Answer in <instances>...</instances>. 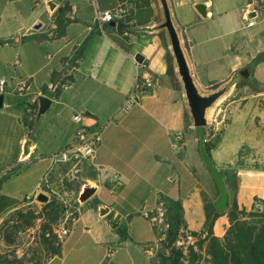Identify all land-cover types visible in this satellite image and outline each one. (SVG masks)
<instances>
[{
  "label": "crops",
  "instance_id": "0c3cea01",
  "mask_svg": "<svg viewBox=\"0 0 264 264\" xmlns=\"http://www.w3.org/2000/svg\"><path fill=\"white\" fill-rule=\"evenodd\" d=\"M62 1L70 22L61 38L51 40L46 38L50 35L48 28L33 31L32 23L35 24L36 19L30 22L25 13L13 7L22 0H0V80L6 81L4 77L10 71L8 66L14 55L13 65L24 67L29 80V83L14 84L6 81L0 88L3 95L0 108H10L9 97L13 94L18 106L21 104L15 116V127L13 117L4 118L0 113V131L4 130L0 138V201L4 205L0 225L7 215L25 204V199L14 202V191L19 184L30 194L43 187L53 192L56 178H62L61 174L68 167L54 165L51 157L73 143L78 125L72 121V116L90 113L85 124L101 127V144L93 167L86 168L79 176L82 179L79 190L90 182L96 184L98 190L94 197L81 204L79 217L71 224L62 243L61 255L44 264H64L62 250L74 226L85 217L88 223L83 226L84 233L89 247L98 250V264H117L118 249L141 237L140 231L133 227L140 218L147 221L154 234L151 243L156 244L160 239L148 213L158 206L159 197L180 201L186 231L201 232L206 221L202 196L205 186L201 180L205 166L199 156L198 134L192 121L185 118L188 109L182 87H173L166 76L168 38L164 30L156 29L163 21L159 0H149L154 17L148 24L133 26L120 35L116 32V22L99 25L96 17L124 0ZM166 1L191 75L202 94L211 92L210 84L219 88L228 85L243 70H247L249 81L264 86V60L256 62L264 53V14L256 16L252 26H248L243 17L248 5L257 8L264 0ZM39 3L40 0H35V4ZM198 3L207 5L206 17L195 10L194 5ZM136 5H141V0L128 1L129 15ZM5 15L12 22L4 34ZM53 25L52 22L50 27ZM113 37L123 39L128 49L119 46ZM4 49L13 55L4 53ZM79 52L81 56L74 58ZM136 54L144 58L141 65L134 60ZM69 60L74 62L71 69L66 66ZM55 73L68 78L62 83L59 78L52 87V90L58 87V97L52 96V90H42V87H50ZM148 76L158 79L159 85L151 93L140 96L130 109L121 111L135 81ZM39 95L53 101L50 109L54 108V121L42 123L40 118L30 130L23 119L30 120L33 107H38ZM222 121L212 125V130L218 132ZM10 125L12 135L6 137ZM231 127L232 124H225L224 131L214 141L216 134L206 128V141L214 143L209 156L221 171L233 170L230 163L237 158V148L245 139L244 123L235 135ZM176 132L183 133L180 147L173 146ZM21 166L27 169L17 170ZM40 166L44 167L41 176L47 175L46 179L35 176L33 168ZM9 171L14 173L5 179ZM236 175L238 182L232 200L238 208L253 210L255 199L264 207V168L240 167ZM101 188L112 194L107 201L97 196ZM42 193L47 194L43 190ZM102 205L108 207L109 212L100 217L98 208ZM110 222L117 223V227L111 228ZM227 228V218H218L213 228L215 237L222 238ZM119 232L126 233L129 239L123 240ZM147 253L151 261L153 254L148 250Z\"/></svg>",
  "mask_w": 264,
  "mask_h": 264
},
{
  "label": "rangeland",
  "instance_id": "374dc122",
  "mask_svg": "<svg viewBox=\"0 0 264 264\" xmlns=\"http://www.w3.org/2000/svg\"><path fill=\"white\" fill-rule=\"evenodd\" d=\"M13 7H18V10H20L22 14L25 13L30 22L35 19V22L40 21L43 24V30L48 28V32H50L53 29L50 27V24L53 22V16H48L41 0L39 4H35V0H22L19 5L16 4ZM11 22L12 20L9 17H6V15L3 17L2 29L4 34L8 29L7 26L10 25ZM33 24L34 23H32V26ZM168 50L171 53L169 43ZM3 51L4 53H8L9 56L13 55V53L7 49H4ZM12 59V64L10 63L11 65L8 66L10 71L4 77L5 80L9 84L22 81L24 83H29L26 69L24 67H17L13 65L16 60L15 55ZM73 65V60H69L66 66L71 69ZM59 75L60 74H58L57 78H61L63 81L68 79L67 76L60 77ZM241 78L243 77L238 75L228 85H226L228 87L227 92L207 111L208 131L216 134V138H214L213 141L217 139V135L221 131H224L223 129L225 124L228 126L232 124L231 133L235 135L236 131H240L241 124L244 123L245 139L243 144L239 145L237 148V158L232 160L230 163L233 170H222V172L226 175V188L229 200H232L234 185L236 183L235 172L237 168L235 165H238L239 167L264 168V92L257 95L253 90L254 87L252 82H242ZM9 101L10 108H6L4 106L3 108H0V113L5 115L3 116L4 118H6L7 115H9V117H13V125L15 127L17 125L15 116L18 111L21 110L19 108L21 104L18 106V99L14 94L9 97ZM6 104L7 103L5 102V105ZM9 121H12V119L9 118ZM41 121L42 123L43 121L53 122L54 108L49 109L45 114H43L41 116ZM218 121H222L221 127L220 124H218V132H215V130H212L214 129L212 125L216 124ZM36 122L37 121H35V123ZM12 128L13 127L10 125L9 135L8 129L6 130V137H10L12 135ZM2 134L4 135V130L3 133L2 130L0 131V138ZM43 168V166L33 168L35 176L42 177V180L47 177L41 176ZM24 169H27V166H21L17 170L24 171ZM13 173L14 172L9 171L5 179L11 177ZM65 173L66 170L63 174H61L62 178H56L57 182L52 186L53 192L49 191L45 187L42 189L47 193L45 195L49 198L48 201L54 200L56 202V206L59 207L58 210L55 208H44V205L47 202L40 203L37 201H25V204L18 210H22L26 213L28 211H32L37 218L32 221L31 226L23 227L22 230L17 233L12 230V226L18 222L16 218H11L13 217L15 211L4 218L3 222L5 223V226L3 231L0 232V255H4V253H13L19 258H24L28 262L27 264H44L49 260L48 252H46V250L40 245L39 237L44 234L43 227L46 228L45 237H48L49 234L50 237L54 236L56 245V243L60 241L57 239L55 231L61 226L70 229L71 222H73L75 214L80 213L81 204L78 202V194L80 191L79 183L82 182V179L79 177L78 180H71L72 178L70 176H66ZM201 180L205 186L206 198L208 200L218 198V195L216 196V194H218L216 185L206 167H204V177H201ZM24 187L25 186L19 184L16 191H14V202L16 204L22 202L25 199V196L33 195V193L30 194V191L26 190ZM97 196L107 201L112 197V194H109L108 191L101 188ZM3 210L4 205L0 201V216L3 214ZM163 212L164 208H162V205H159L148 213L149 218H155L153 223L156 233L162 238H164L162 233L167 229V226L163 224V220L160 221V218H163V215L160 216V214H163ZM87 219L88 218L85 217L74 226L72 233L70 234L68 244L64 247V251L62 250V254L64 253L65 257L64 264H98V260L96 259V252L98 250H96V248L92 249L89 247L90 242L88 236L84 233L85 231L83 226L88 223ZM133 227L134 230L137 228V231H140L141 237L136 239V241H133V243L128 244V246L118 249L116 259L117 264H149L150 262L147 250L149 248L148 245L154 240V234L150 230L148 223L144 220V218L136 220L133 223ZM4 232H8V237L4 234ZM7 238H12L14 240V246L11 248L6 246L5 241ZM65 239H63V241ZM85 252L90 255L85 254ZM201 257L202 261L209 259L207 255V246L203 248ZM78 258L84 262H81ZM76 261L78 262L75 263Z\"/></svg>",
  "mask_w": 264,
  "mask_h": 264
},
{
  "label": "trees",
  "instance_id": "16d2710c",
  "mask_svg": "<svg viewBox=\"0 0 264 264\" xmlns=\"http://www.w3.org/2000/svg\"><path fill=\"white\" fill-rule=\"evenodd\" d=\"M66 10V5L61 0L60 7L53 15L55 28L48 32L50 35H46L47 39H58L65 34V28L70 22L66 16ZM153 17L154 14L150 8L149 0H141V5H136L135 11L132 14L127 16L124 21L116 23V32L120 35L127 32L133 26H145L152 20ZM130 23L131 25H129ZM113 40L122 48L128 49V47L125 46L123 39L113 37ZM167 45L165 44L166 47ZM80 56L81 52L76 53L74 58H78ZM165 59L167 62L166 76L169 78L173 87L180 89L182 86L177 76L173 56L168 49L166 51ZM261 60H264V53L259 55L256 62ZM57 76L58 74H53L50 87H42V90H52V87L59 81ZM241 80L242 82L249 81L248 78H241ZM60 82L62 83L64 81L62 80ZM252 84L254 87L253 90L256 93L264 92L263 85H259L255 82ZM218 88L219 86L214 84H210L208 86V90L210 91L217 90ZM51 94L54 97H58L60 91L57 86L51 91ZM37 109V106L33 107V112L30 114V120L29 118L23 119V123L30 130H32L35 126ZM185 118L187 121H190L188 112L185 114ZM205 139L207 140L206 135ZM213 146V142L210 143L206 141L205 149L208 155ZM235 167L240 168L238 165H235ZM220 172L226 184V175L221 170ZM235 178L236 183L234 185V189L237 187L238 182L236 172ZM217 195L218 194H216V196ZM202 196L206 221L201 232H189L192 236L198 237V241L196 243L197 251H194L191 247H189L187 254H183L181 249L174 246L180 231H186L181 202L159 197L157 205H162V208H164L162 220L163 224L167 226V229L162 233L164 238L161 239L153 226V230L160 240H158L156 244L150 243L148 245V251L153 254L150 264H264V211H257L253 209L249 212L244 209H239L234 200H228L226 211L224 213H219L214 208V201L217 198L208 200L204 193ZM56 205L57 204L54 200H50L44 205V208H55L58 210L59 207ZM224 216L227 218L228 228L222 238H217L214 235L213 228L216 220ZM74 217L73 222L78 219L79 215L75 214ZM11 218H16L19 222L12 226L13 232L17 233L18 231H21L23 227L31 226L32 221L37 218V216L32 211H28L26 213L22 210H17ZM73 222H71V224ZM4 226L5 223L2 222L0 225V232L3 231ZM45 231L46 228L43 227L44 234L39 237L40 245L46 250V252H48L49 259L55 256L59 257L61 255L63 241L57 242L55 245V237H50V234L48 237H45ZM4 234L8 237V232H4ZM119 235L123 240L129 239L126 233L119 232ZM201 235H204V237L201 238ZM5 243L6 246L10 248L14 246V240L12 238H7ZM205 246H207V255L209 259L202 261L201 252ZM27 263L28 262L24 258H19L13 253H4V255H0V264Z\"/></svg>",
  "mask_w": 264,
  "mask_h": 264
},
{
  "label": "water",
  "instance_id": "95a60500",
  "mask_svg": "<svg viewBox=\"0 0 264 264\" xmlns=\"http://www.w3.org/2000/svg\"><path fill=\"white\" fill-rule=\"evenodd\" d=\"M45 10L49 16H53L61 5V0H42ZM162 12L163 21L159 24L156 29L164 30L166 32L168 43L170 46L171 54L173 56L174 65L176 68L177 76L182 84V90L186 99L188 114L192 121V126L198 134V149L199 156L202 163L207 168L211 174L215 185L218 189V198L214 201V208L219 213H224L228 206V192L226 188L225 181L221 175L220 170L214 165L210 156L207 154L205 149V135L206 128L208 126L207 121V111L210 109L224 94L227 92L228 87L224 86L217 90L211 91L207 94H202L198 87L196 86L194 79L191 75L190 67L186 59L184 49L182 47L178 32L173 25L171 14L166 0H159ZM250 2V0H249ZM195 10L201 17H206L207 5L205 3H198L194 5ZM253 16V15H252ZM113 24V23H111ZM42 28V23L40 21L36 22L32 26L33 31H39ZM135 62L138 65L143 63V56L136 54L134 57ZM141 70V68H139ZM243 78H248L247 70H243L240 73ZM3 95H0V107L2 106ZM38 109L36 114V121H39L41 116L45 114L52 106L53 101L43 95L37 97ZM86 116H91L90 113H86ZM98 187L94 183H86L82 185L79 194L78 202L84 204L97 193ZM49 198L43 194L39 193L36 197V201L40 203L48 202ZM109 208L102 205L98 208V213L100 217L108 214ZM117 223L110 222L111 228H116Z\"/></svg>",
  "mask_w": 264,
  "mask_h": 264
},
{
  "label": "built area",
  "instance_id": "2783aa9c",
  "mask_svg": "<svg viewBox=\"0 0 264 264\" xmlns=\"http://www.w3.org/2000/svg\"><path fill=\"white\" fill-rule=\"evenodd\" d=\"M128 1L129 0H124V2H121L111 9L98 14L96 17V22L99 25H102L110 22L118 23L120 21H124L130 12ZM263 14L264 4H262V2L258 3L257 8H253L251 5H248L245 10H243L244 21L248 26H252L254 24L256 16ZM54 28L55 25H53V29ZM158 85V79L152 76L136 80L131 92L129 93L124 105L120 110L127 111L137 103L140 96L151 93ZM4 86L5 82L0 80V88L2 89ZM86 118L87 116L83 113L74 114L72 116V121L78 125L74 131L73 143L67 146L63 151L56 153L51 157L54 165L68 167L65 175L70 176L72 178L71 180H78L79 176L84 174L86 168L90 169L93 167V160L101 144V127L95 126L92 128L86 125ZM182 138L183 133L176 132L173 135V146L180 147ZM39 193H42L40 188H38L35 193H33V195L26 196L25 201H36V197ZM252 206L254 210L264 211L263 205L257 199L253 201ZM160 216H162V214H160ZM150 219L152 221L155 220V218ZM160 221H162V218H160ZM55 234L57 239L62 242L63 239L68 236L69 229L61 226L55 231ZM203 237L204 235H201V238ZM197 241L198 237L192 236L187 231H180L174 246L181 249L183 254H187L189 247H191L194 251H197Z\"/></svg>",
  "mask_w": 264,
  "mask_h": 264
}]
</instances>
